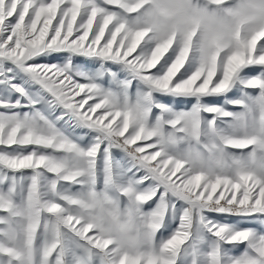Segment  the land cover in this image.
<instances>
[{
    "label": "snow or ice",
    "instance_id": "6c2138e0",
    "mask_svg": "<svg viewBox=\"0 0 264 264\" xmlns=\"http://www.w3.org/2000/svg\"><path fill=\"white\" fill-rule=\"evenodd\" d=\"M0 264H264V0H0Z\"/></svg>",
    "mask_w": 264,
    "mask_h": 264
}]
</instances>
